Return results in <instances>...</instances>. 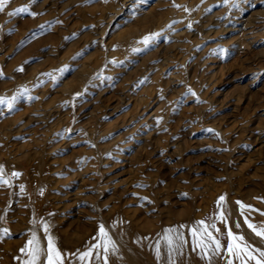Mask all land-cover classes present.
Segmentation results:
<instances>
[{
  "label": "rangeland",
  "instance_id": "1",
  "mask_svg": "<svg viewBox=\"0 0 264 264\" xmlns=\"http://www.w3.org/2000/svg\"><path fill=\"white\" fill-rule=\"evenodd\" d=\"M28 3L0 12V93L17 96L0 105V264H22L42 221L65 256L120 216L226 230L222 194L264 221V0H35L38 15L9 16Z\"/></svg>",
  "mask_w": 264,
  "mask_h": 264
},
{
  "label": "snow or ice",
  "instance_id": "2",
  "mask_svg": "<svg viewBox=\"0 0 264 264\" xmlns=\"http://www.w3.org/2000/svg\"><path fill=\"white\" fill-rule=\"evenodd\" d=\"M225 3L228 0H224ZM9 3V0H0V12L5 10V5ZM32 3H35V0H29L28 4L19 6L9 12V16H14L19 13H29L32 16L38 15L37 12L30 11V6ZM176 7H183L182 5H176ZM43 27V26H40ZM158 36L157 33H150L143 37V41L145 44H148L151 39H154ZM59 72H63L64 68L57 70ZM2 74V73H0ZM27 92V89H25ZM191 92V89H189ZM195 95V93H192ZM79 95V93H76ZM17 96H13L11 98L0 97V105L6 104L7 107L11 110L14 106V102L16 101ZM20 173L13 172L12 176H18ZM4 176L3 166L0 165V183H8ZM23 185H21V189H23ZM146 199V198H145ZM225 201V194H222L218 197L216 203L218 206L221 205V202ZM240 205L241 214H244L245 210H252L253 206L250 204H244L241 201L237 202ZM255 211H260L259 209H255ZM219 219L221 221L227 220L226 210L221 206L219 208L218 213ZM244 222L247 224L248 228L258 237L264 239V221L259 224L254 223L247 215H244ZM33 223H36L33 220ZM43 224L44 233L47 236L46 244H42L40 237L37 235L35 231L32 232L31 238L26 242L24 247L20 249L21 253H25L27 259L24 260L23 264H64L65 255L57 247L55 238L50 234V227L47 222H41ZM199 226V228L197 227ZM237 227H239V222H237ZM183 227V226H181ZM219 231L215 224H208L205 220H199L196 222L191 228V233L193 237V244H197L199 241V248L201 249V255L206 256L209 260V264H211V255H220L221 251L224 248L221 241L217 239V237L213 234V231ZM4 232L7 233L8 229H4ZM227 236L229 238V242L227 243V252L229 253L228 264H235V260H239V264H264V248L255 247L254 245H250L245 239L242 233H236L232 231L231 226L228 227ZM163 239L166 241L167 249H168V260L169 264H175V260L173 259V253H179L183 244L186 242L185 237L180 233L178 229L168 228L165 230V234ZM103 252L102 260L103 264H109V253H117L119 251V247L116 241L109 234L108 230L105 228V225L101 222L99 224L98 233H97V242L91 244L85 251L78 253V261L79 264H92V257L95 256L97 260L101 259V251ZM160 244L157 242L156 244V255L160 256ZM74 259L76 258V254H69ZM20 259V257H17Z\"/></svg>",
  "mask_w": 264,
  "mask_h": 264
},
{
  "label": "bare ground",
  "instance_id": "3",
  "mask_svg": "<svg viewBox=\"0 0 264 264\" xmlns=\"http://www.w3.org/2000/svg\"><path fill=\"white\" fill-rule=\"evenodd\" d=\"M98 15H100V14H98ZM158 24H159V22H158ZM160 27L162 28V26H160ZM156 28H157V26H156ZM155 30H157V29H155ZM155 33H157V32H155ZM130 37H132V35L130 33H128V34L125 33L121 37L122 41H123V45H121L122 44V41H121V44L119 47L123 48V50L126 52L129 51L128 49H130V48H128V43H130V41H132L131 40L132 38H130ZM135 38H137V37L133 36V39L135 41L133 40L134 42L132 41L131 44L132 43L138 44L136 42L137 39H135ZM121 46H123V47H121ZM52 47H53V45H52ZM126 52H125V54H126ZM119 53H120V51H119ZM121 54H123V53L121 52ZM66 59H67V57H66ZM66 59H64L63 61H66ZM109 63H112V62H109ZM57 64H58V62H57ZM89 65L93 66V64H89ZM106 67L108 69V66H106ZM111 68H109L108 70H110ZM112 70H113V68H112ZM100 73H102V72H100ZM45 75H47V74H45ZM86 75H87V77H86L87 79H85V80L91 81L93 75L92 74H91L92 76L90 74H86ZM83 76H84V74H83ZM101 77L102 76H99L98 78H96L94 80L101 79V81H102ZM84 78H85V76H84ZM96 85H98L97 82H96ZM96 85H94V86H96ZM80 87H81V85H80ZM83 87H82V90H83ZM11 94H12V92L8 95H11ZM4 95H5V93H0V97H3ZM44 114H47V113H44ZM46 116L47 115H43V117H46ZM40 117H42V116H40ZM46 137H50V135L46 134ZM121 152H123V151L121 150ZM255 199H258V198L255 197ZM238 201H241V200L238 198H231L230 196L225 197V201H224L225 208L224 209L226 210V213H227V220L224 221V223L226 225V230H224L220 227H217L219 229V231H215V230L213 231V234L217 237V239H219L221 241L222 245H224V248L221 251L220 255H212L210 253L211 264H228L229 253L227 252V243L229 242V238L227 236V230H228L229 226H231L233 232L242 233L250 245H254L255 247L264 248V239H261L260 237L256 236L248 228L247 224L244 222V215H247V213H249L250 210H245L244 214H241L240 205L237 203ZM258 201L260 202L259 199H258ZM261 202H262V200H261ZM244 204H246V203H244ZM216 205H217V203H216ZM252 210L255 211V208H253ZM199 220H200V218H195L192 216L191 217H184V216L179 217L174 222L168 223V225L166 224V225L158 226L157 227V233L154 234L151 231H147V232L146 231H140V232L135 231L133 229L134 228L133 226H132L133 228L130 227L132 224L130 226L127 225L121 216L115 222H108L105 219L104 221H102V223L105 225V228L108 230L109 234L116 241V243L119 247V251L117 253H111V252L109 253V264H169L167 244H166V241L163 239L164 234H165V230L168 228L178 229L180 231V233L185 237V241H186L183 244L182 250L178 254L175 252L173 253V259L175 260V264H195V262H194L195 256H197V258L199 259L198 260L199 264H209L208 258L206 256L201 255V249L199 248V241L195 245L192 242L193 237H192V233H191V228L194 225H196V222ZM210 221H211V218H210ZM237 222H239V225H240L239 227L236 226ZM37 226H38V224H37ZM97 226L99 228V224ZM181 226H183V227H181ZM197 227L199 228V226H197ZM137 230H138V228H137ZM36 233L40 237L42 244H46L47 236L44 233L43 225L40 226L39 228H37ZM95 233L96 234L93 233L94 235L92 234L90 238H86V240L82 241L78 246L74 247V250L76 251V253H75L76 258L74 259L70 255L65 256L64 264H79L78 253L85 251L91 244H94L97 242L98 230ZM50 234L55 238L57 247H59V248L63 247L64 248L65 246L69 245L68 243H62L61 241H59L58 238L56 237V234L54 231H50ZM157 242H159V244H160V253L161 254L159 257H157V255H156V244H157ZM83 247H86V249L83 250L82 249ZM97 250L101 251V259L97 260L95 258V256H93L92 257V264H103V260H102L103 252H102V250H99V249H97ZM25 257L22 259L23 262L25 259H27ZM23 262H21V263L23 264ZM235 264H239L238 259L235 260Z\"/></svg>",
  "mask_w": 264,
  "mask_h": 264
}]
</instances>
